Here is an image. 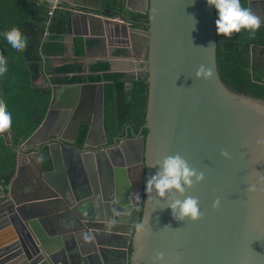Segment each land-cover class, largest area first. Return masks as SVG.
<instances>
[{
  "label": "water",
  "instance_id": "water-1",
  "mask_svg": "<svg viewBox=\"0 0 264 264\" xmlns=\"http://www.w3.org/2000/svg\"><path fill=\"white\" fill-rule=\"evenodd\" d=\"M89 3L68 5H102ZM257 3L264 0H250L248 8ZM124 6L147 15L146 29L122 15L75 10L63 55L68 50L78 62L110 64L123 58L112 52L114 43L143 45L142 67L120 73L127 86L147 81L144 124L138 135L129 127L130 137L125 129L124 138L105 146L104 81L52 84L40 125L15 145V173L0 198V264H264V101L221 81L214 7L207 0H124ZM75 37L85 42L78 59ZM201 65L211 69L210 78L196 77ZM81 125L87 126L84 146L94 151L63 144L76 139ZM0 136L12 145L10 129ZM41 152L50 169L43 168ZM176 154L204 173L185 193L199 200L196 221H177L166 207L172 197L145 191L157 170L152 165ZM32 164L35 172L25 176ZM136 169L143 201L132 199L128 187L119 206L87 205L99 197L97 177L103 200L113 203L123 192L117 178ZM137 224L146 231L138 233Z\"/></svg>",
  "mask_w": 264,
  "mask_h": 264
},
{
  "label": "trees",
  "instance_id": "trees-1",
  "mask_svg": "<svg viewBox=\"0 0 264 264\" xmlns=\"http://www.w3.org/2000/svg\"><path fill=\"white\" fill-rule=\"evenodd\" d=\"M250 0H241L248 8ZM48 0H0V58L4 59L6 76L0 79V103L12 114V145L0 136V198H4L16 168L15 145L24 141L43 120L48 108L51 85L104 81V130L111 140L123 134L127 125L138 131L144 124L148 84L145 79L131 81L129 86L121 73H109L107 61L88 64L73 60L53 66L51 59L66 50L65 40L71 33L72 11L68 4L48 16ZM215 11V20L217 12ZM101 15L114 18L122 15L136 21L134 27L146 29L147 15L129 12L124 0H102ZM17 31L27 37V47L12 52L2 37ZM89 46L94 41L86 42ZM85 42L73 39L75 58L84 55ZM116 54L121 51L117 50ZM216 62L223 84L232 92L264 101V24L251 34L247 30L224 37L216 31ZM87 126L82 125L78 143L84 141ZM146 134V130L142 131ZM45 170L50 162L40 153ZM131 249H129V253Z\"/></svg>",
  "mask_w": 264,
  "mask_h": 264
},
{
  "label": "clouds",
  "instance_id": "clouds-1",
  "mask_svg": "<svg viewBox=\"0 0 264 264\" xmlns=\"http://www.w3.org/2000/svg\"><path fill=\"white\" fill-rule=\"evenodd\" d=\"M207 3L217 12L215 25L218 35L230 38L233 33H240L242 30H247L254 35L261 27L260 17L249 8L242 6L241 0H207ZM192 20L194 26L196 21L194 18ZM2 39L14 53L27 47V37L17 31L4 35ZM6 74L5 61L0 58V79H3ZM211 74V69L201 65L195 75L198 79H208ZM11 126L12 114L5 104L0 103V131L8 130ZM221 154L228 155L227 152ZM152 166L157 170L147 179L145 191L155 192L161 200L172 197L166 207L170 208L173 218L177 221L200 219L202 212L198 198L185 193L191 186L203 180L204 173L191 167L179 154L166 156L162 160H157ZM218 203L217 200L213 206H217ZM136 230L138 233L146 231L145 225L137 224Z\"/></svg>",
  "mask_w": 264,
  "mask_h": 264
},
{
  "label": "flooded vegetation",
  "instance_id": "flooded-vegetation-1",
  "mask_svg": "<svg viewBox=\"0 0 264 264\" xmlns=\"http://www.w3.org/2000/svg\"><path fill=\"white\" fill-rule=\"evenodd\" d=\"M69 7H71L70 5H68ZM75 8V7H74ZM101 8V10H102V5H100V6H96V9H92V8H75L76 10H78V11H86V12H93V13H96V14H100V13H98L99 11H101V10H99ZM72 9H73V6H72ZM257 10V7H256V4L255 5H253L252 6V12L254 11H256ZM260 19H261V21H264V14L262 15V16H260ZM114 45L115 46H113V49H112V52L114 53V54H116L115 52L117 51V50H120L121 51V53L120 54H116V55H121L123 58H127V57H131L130 55L132 54V55H134V58H135V60H136V58H138V54H140V56H142L143 55V45H140V44H137V43H134L133 44V46H129L128 47V45H127V43L125 42V41H120V42H116V43H114ZM142 54V55H141ZM137 55V56H136ZM139 56V57H140ZM143 61V60H142ZM142 61H140V62H142ZM139 62V60L137 59L136 60V65H131L129 62H127L126 64H124V66L126 67V69L127 68H129V70H124V71H131V70H137L138 68H141L142 67V63H138ZM132 63V62H131ZM134 63V62H133ZM123 72V71H122ZM133 72V71H132ZM117 73H120V72H117ZM130 77H132V78H136L137 76H136V73H132L131 75H130ZM87 82V81H86ZM84 83V82H83ZM82 126V125H81ZM129 125H127L126 126V128L125 129H129ZM133 130V129H132ZM130 131H131V129H129V131H128V136L127 137H130ZM138 132H139V130L138 131H133V133H134V135H138ZM79 134V133H78ZM105 135H106V133H105ZM140 135H143L142 133L140 134ZM66 136L67 137H71L72 136V134L68 131L67 133H66ZM124 136H125V130H124V133L123 134H119V135H116L115 137H113L111 140L108 138V136L106 135V137H107V143L105 144V146H110V145H112L113 144V140L115 139V138H124ZM84 142V141H83ZM66 143V145L67 146H69V147H71V148H73V149H77V150H86V151H94L96 148H88V147H85L84 146V143H81V144H79L78 143V135L76 136V139L74 140V141H70V143H68V142H63V144H65ZM33 172H35V169L33 168V169H31V170H25V172H24V175L25 176H27V175H30L31 173H33ZM131 174L132 175H134V177H133V180H134V187H135V194L137 195V197H138V200H140V201H143V199L140 197L141 196V192H142V190H143V186H142V184H141V180H140V170L139 169H136V170H133L132 172H131Z\"/></svg>",
  "mask_w": 264,
  "mask_h": 264
},
{
  "label": "crops",
  "instance_id": "crops-1",
  "mask_svg": "<svg viewBox=\"0 0 264 264\" xmlns=\"http://www.w3.org/2000/svg\"><path fill=\"white\" fill-rule=\"evenodd\" d=\"M90 0H62V3L65 2L66 4H69V3H73V2H80V3H83V4H86V5H89ZM102 1V0H101ZM256 7H257V10L253 13L256 14L257 16H262L264 14V3L261 4V3H257L256 4ZM142 55V54H141ZM132 56V54L130 55ZM137 56V55H136ZM140 54H138V58H136V60L138 59L139 62L142 60V56H140ZM73 60H75L72 56H70L68 50H67V53H65V55H62L60 57H54L51 59V63L53 66H57V65H60L62 64V62H72ZM136 60L135 58H132V57H127V58H114L113 60H111V63H110V66L112 67V69L114 71H117V72H122L124 70H129V68L126 69V67H122L121 69H115V65L117 63H121V64H126L127 62H129L131 65H136ZM132 62V63H131ZM134 62V63H133ZM88 62H87V66H88ZM118 65V64H117ZM86 66V68H87ZM30 168H33V164L29 166ZM133 177L134 175H132L131 173L127 174L125 176L124 179H120V178H117V181L118 183L116 184V189L117 190H123V192L121 193V196L118 197V198H115V202L111 203L109 200H103V196H102V193H101V182L99 181V177L96 178V185L99 189V197L97 199H94V204H87V205H98L102 208H105L106 207V204H114V205H117L119 206V203L117 200H121L122 196L125 194L127 195V188L129 187L130 188V191L129 192V195L131 196V198L135 199L136 201H138V197L137 195L135 194V191H134V180H133ZM99 202V203H98ZM64 222H58V227L59 229L60 228H63L64 227ZM52 229H54V227H49V231H51ZM57 229V228H56Z\"/></svg>",
  "mask_w": 264,
  "mask_h": 264
},
{
  "label": "built area",
  "instance_id": "built-area-1",
  "mask_svg": "<svg viewBox=\"0 0 264 264\" xmlns=\"http://www.w3.org/2000/svg\"><path fill=\"white\" fill-rule=\"evenodd\" d=\"M50 1V5H49V11H48V16H52L53 12L57 9H61L63 7L62 5V0H48ZM69 9L74 12L76 9L73 7H69Z\"/></svg>",
  "mask_w": 264,
  "mask_h": 264
},
{
  "label": "rangeland",
  "instance_id": "rangeland-1",
  "mask_svg": "<svg viewBox=\"0 0 264 264\" xmlns=\"http://www.w3.org/2000/svg\"><path fill=\"white\" fill-rule=\"evenodd\" d=\"M80 63H83L85 67L87 66V63L86 62L80 61ZM117 64L114 66L115 69H121L122 67H125L124 64H121V63H117ZM4 144H6L5 141H4Z\"/></svg>",
  "mask_w": 264,
  "mask_h": 264
}]
</instances>
